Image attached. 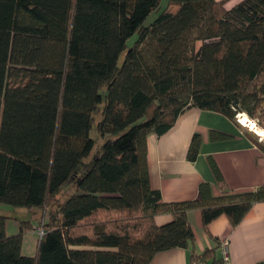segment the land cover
Here are the masks:
<instances>
[{
	"label": "trees",
	"instance_id": "16d2710c",
	"mask_svg": "<svg viewBox=\"0 0 264 264\" xmlns=\"http://www.w3.org/2000/svg\"><path fill=\"white\" fill-rule=\"evenodd\" d=\"M160 2L0 0V203L47 218L24 256L32 223L7 235L0 214V264H150L192 243L189 211L204 228L221 215L236 226L264 202V185L214 197L201 184L175 203L151 189L147 137L186 110L264 114V0ZM64 186L74 192L59 200ZM161 214L172 221L159 227Z\"/></svg>",
	"mask_w": 264,
	"mask_h": 264
},
{
	"label": "crops",
	"instance_id": "0c3cea01",
	"mask_svg": "<svg viewBox=\"0 0 264 264\" xmlns=\"http://www.w3.org/2000/svg\"><path fill=\"white\" fill-rule=\"evenodd\" d=\"M216 1L230 9L243 0ZM196 134L200 139L198 154L194 161H189L188 148ZM258 143V137L236 120L215 112L188 109L164 135L147 137L150 187L158 191L162 202L166 203L197 200L201 184H208L214 197L253 191L264 185V153ZM210 162L216 166L221 181L215 179ZM30 213L33 216L34 213ZM187 220L194 235L192 243L186 248L158 252L150 264H197L202 259L206 264H215L222 257L224 242L228 264H259L264 261V202L254 204L236 226L221 215L204 228L199 210L189 211ZM171 221L172 216L168 214L154 217L159 227ZM35 225L33 222V229ZM5 231L7 235L18 233L16 217L6 221ZM36 234L33 230L25 233L22 255H34L37 242L34 249L29 250L26 240L31 242ZM38 239L37 234L35 240ZM206 252L208 254L204 256Z\"/></svg>",
	"mask_w": 264,
	"mask_h": 264
},
{
	"label": "rangeland",
	"instance_id": "374dc122",
	"mask_svg": "<svg viewBox=\"0 0 264 264\" xmlns=\"http://www.w3.org/2000/svg\"><path fill=\"white\" fill-rule=\"evenodd\" d=\"M167 0H161L160 2V7L163 8L164 5L166 4ZM158 11L156 12H152L150 13V15L146 18V20L144 21V25L147 26L150 23L153 22V20L156 18ZM137 35H133L128 41H127V47H131L133 46L134 42L136 41ZM122 57L120 58V62L122 60ZM250 120H253L256 122V126L255 128H257L258 130L262 131V134H259L260 136H262V141L260 142L261 144H264V114L261 116H258L257 118H250L248 117ZM97 119V117H96ZM247 129V128H246ZM247 130H251V129H247ZM253 131V129L251 130ZM258 133V132H257ZM92 136L95 138L96 143L99 144L100 140L97 138V135L95 134V132L92 133ZM74 192L73 187L71 186H64L59 194L57 195L59 200H63L65 199L68 195L72 194ZM0 214H5V215H11L12 217H16V219L19 222H28L30 221L31 223L35 222V229H32L35 234L39 231H41L43 229V224L45 222H47V218L46 217H41L38 214H33V216L35 215L36 217H33L31 215V213L27 210V209H20V208H12L10 206L4 205L0 203ZM33 217V218H32ZM31 230V231H32ZM37 234L36 237L32 236V240L31 242H29V240H26V245L28 246L29 250H33L34 246H35V242H38V240L36 241L35 239L37 238ZM39 237V236H38ZM37 245V244H36ZM26 246V247H27Z\"/></svg>",
	"mask_w": 264,
	"mask_h": 264
},
{
	"label": "built area",
	"instance_id": "2783aa9c",
	"mask_svg": "<svg viewBox=\"0 0 264 264\" xmlns=\"http://www.w3.org/2000/svg\"><path fill=\"white\" fill-rule=\"evenodd\" d=\"M245 113H243V112H239V113H237L236 115H235V120H236V122L239 124V125H241V126H243V127H245V128H247V129H250V127H248V126H245L242 122H241V120H240V117L242 116V115H244ZM246 115V114H245ZM247 116V115H246ZM248 117V116H247ZM254 124H255V126H256V122L255 121H253V120H251ZM252 130V129H251ZM250 130V131H251ZM252 133H254L257 137H258V141H259V143L262 141V136H260L255 130H253V131H251ZM262 133H263V130H262ZM42 235V230L41 231H39L38 232V236L40 237ZM222 247L224 248V251H223V254H222V257H221V259H220V261L218 262V263H216V264H228V257H227V253H226V250H225V248H226V243L224 242V243H222ZM197 264H206L204 261H202V260H199L198 261V263Z\"/></svg>",
	"mask_w": 264,
	"mask_h": 264
},
{
	"label": "bare ground",
	"instance_id": "6f19581e",
	"mask_svg": "<svg viewBox=\"0 0 264 264\" xmlns=\"http://www.w3.org/2000/svg\"><path fill=\"white\" fill-rule=\"evenodd\" d=\"M240 120L245 126H248L250 127V129L255 130L256 132H258V134H262V131L255 128V124L245 114L240 117Z\"/></svg>",
	"mask_w": 264,
	"mask_h": 264
}]
</instances>
